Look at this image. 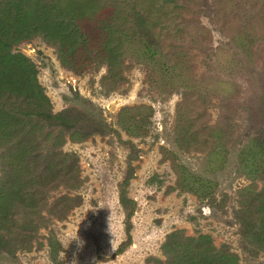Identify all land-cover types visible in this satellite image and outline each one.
Here are the masks:
<instances>
[{"label": "rangeland", "instance_id": "1", "mask_svg": "<svg viewBox=\"0 0 264 264\" xmlns=\"http://www.w3.org/2000/svg\"><path fill=\"white\" fill-rule=\"evenodd\" d=\"M161 2V20L140 30L153 50L128 31L119 84L107 65L82 64L89 56L78 72L65 67L42 38L15 47L36 63L54 113L76 107L110 131L66 135L80 182L47 201L68 197V208L44 209L32 240L4 232L0 264H171L200 235L238 264H264V0ZM96 3L81 22L90 39Z\"/></svg>", "mask_w": 264, "mask_h": 264}, {"label": "trees", "instance_id": "2", "mask_svg": "<svg viewBox=\"0 0 264 264\" xmlns=\"http://www.w3.org/2000/svg\"><path fill=\"white\" fill-rule=\"evenodd\" d=\"M96 1L0 0V251L10 243L9 238L4 239L6 234L34 239L39 224L48 222L44 209L51 214L50 208H68L71 200L67 196L50 206L47 201L59 186L72 189L80 182L77 157L62 150L66 135L83 140L93 132L110 131L105 121L93 119L76 107L54 113L52 101L39 83L36 63L15 52V47L42 38L57 49L65 67L78 72L82 69L81 59L89 56L82 64L93 59L99 66L107 65V79L116 84L119 78L124 80L122 45L129 38L128 31L138 35V41L148 51L153 50L146 40L148 32L140 30L161 20L164 2L101 0L104 11L101 15L92 13L97 30L96 37L90 39L81 22L88 11L97 8ZM177 1L184 5V0ZM224 2L227 7L229 0ZM201 123L202 118L190 128L186 138L191 140ZM257 211L264 227V201L258 204ZM17 215H24L18 229L14 226ZM186 242L182 247L185 261L178 254L171 264H238L232 255L217 250L207 235L189 237Z\"/></svg>", "mask_w": 264, "mask_h": 264}]
</instances>
